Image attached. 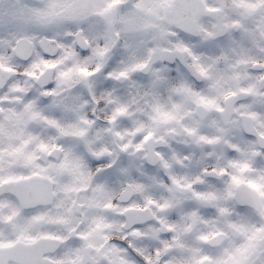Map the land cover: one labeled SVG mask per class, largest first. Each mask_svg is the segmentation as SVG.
I'll list each match as a JSON object with an SVG mask.
<instances>
[{
  "label": "clouds",
  "instance_id": "1",
  "mask_svg": "<svg viewBox=\"0 0 264 264\" xmlns=\"http://www.w3.org/2000/svg\"><path fill=\"white\" fill-rule=\"evenodd\" d=\"M0 264H264V0H0Z\"/></svg>",
  "mask_w": 264,
  "mask_h": 264
}]
</instances>
